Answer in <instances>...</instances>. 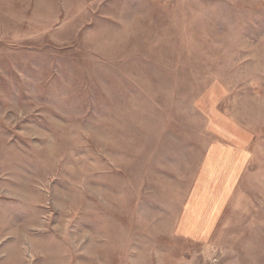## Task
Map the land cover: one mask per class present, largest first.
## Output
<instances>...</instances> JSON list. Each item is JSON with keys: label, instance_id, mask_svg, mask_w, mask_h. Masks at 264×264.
Here are the masks:
<instances>
[{"label": "rangeland", "instance_id": "374dc122", "mask_svg": "<svg viewBox=\"0 0 264 264\" xmlns=\"http://www.w3.org/2000/svg\"><path fill=\"white\" fill-rule=\"evenodd\" d=\"M220 135L238 187L178 238ZM0 264H264V0H0Z\"/></svg>", "mask_w": 264, "mask_h": 264}, {"label": "crops", "instance_id": "0c3cea01", "mask_svg": "<svg viewBox=\"0 0 264 264\" xmlns=\"http://www.w3.org/2000/svg\"><path fill=\"white\" fill-rule=\"evenodd\" d=\"M216 141L206 153V172L201 180L203 188L178 222L175 231L178 238L200 242L209 241L215 235L226 214L224 211L227 210L234 185L248 161L243 154L244 149L238 148L237 144L221 135ZM239 182L236 183L237 187Z\"/></svg>", "mask_w": 264, "mask_h": 264}]
</instances>
